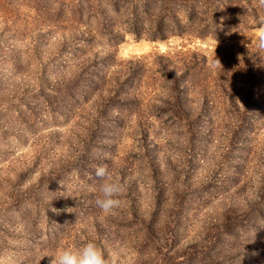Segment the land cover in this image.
<instances>
[{
	"label": "rangeland",
	"instance_id": "1",
	"mask_svg": "<svg viewBox=\"0 0 264 264\" xmlns=\"http://www.w3.org/2000/svg\"><path fill=\"white\" fill-rule=\"evenodd\" d=\"M262 20L259 0H0V256L264 264ZM100 165L125 184L112 215Z\"/></svg>",
	"mask_w": 264,
	"mask_h": 264
},
{
	"label": "clouds",
	"instance_id": "2",
	"mask_svg": "<svg viewBox=\"0 0 264 264\" xmlns=\"http://www.w3.org/2000/svg\"><path fill=\"white\" fill-rule=\"evenodd\" d=\"M259 4L264 7V0H259ZM255 46L258 51L264 52V20L256 28ZM213 65H218L221 68L218 59L214 58ZM95 177L99 182L100 193L95 200L96 206L105 215L115 214V211L121 206L119 197L125 191L123 180L120 177H114L107 165L97 166ZM52 258L51 264H115V261L107 258L103 249L92 241L77 248H60ZM0 264H15V261L11 256H0Z\"/></svg>",
	"mask_w": 264,
	"mask_h": 264
}]
</instances>
